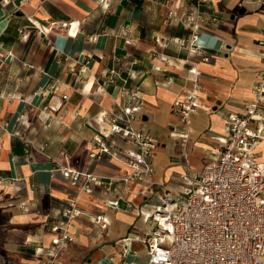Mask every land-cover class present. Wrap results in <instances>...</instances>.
I'll use <instances>...</instances> for the list:
<instances>
[{
    "label": "crops",
    "instance_id": "1",
    "mask_svg": "<svg viewBox=\"0 0 264 264\" xmlns=\"http://www.w3.org/2000/svg\"><path fill=\"white\" fill-rule=\"evenodd\" d=\"M191 8L205 20L204 57L189 53L190 31L179 19ZM71 22H77L74 36ZM263 34L264 0H0V264L44 263L51 224L77 194L87 212L71 226L73 239L59 264L107 257L115 264L147 263L149 214L163 204L164 186L182 196L218 157L229 117L244 113L253 99L264 72ZM112 68L119 71L115 84L105 80ZM192 68L202 71L205 108L193 113L184 139L174 103L189 92ZM130 85L144 100L135 126L157 140L154 170L131 186L137 194L117 187L120 207L112 208L102 187L79 191L61 168L97 175L129 170L122 160H91L88 153L100 118ZM257 155L264 161V143ZM102 211L106 227L91 219Z\"/></svg>",
    "mask_w": 264,
    "mask_h": 264
},
{
    "label": "built area",
    "instance_id": "2",
    "mask_svg": "<svg viewBox=\"0 0 264 264\" xmlns=\"http://www.w3.org/2000/svg\"><path fill=\"white\" fill-rule=\"evenodd\" d=\"M255 1L240 0L242 4ZM169 17H176V13L170 10ZM179 19L190 31L186 39L189 53L204 57L205 47L199 43L205 26L203 16L191 8ZM53 26L62 29L66 24L53 23L50 27ZM34 27L40 32L50 30L46 26ZM74 27L75 22L69 23L70 36L77 34V30L72 33ZM258 44L264 58V34L258 38ZM191 73L189 92L174 103V110L185 126L181 133L184 139L190 136L193 113L205 108L199 102L202 71L192 68ZM118 79L119 71L112 68L105 80L115 84ZM253 90L254 97L244 113L229 117L223 147L203 174L193 180L182 196H176L173 188L164 186L163 204L149 214L154 226L145 236L148 252L145 264H264V161L257 155L264 143V72ZM67 98L64 94L63 99ZM143 105V97L135 85L124 87L114 109L100 118L89 148L91 160L116 158L129 167L128 171L120 175H97L91 170L61 168L72 184L79 186V191L91 192L93 186L102 187L109 197L106 204L112 208L120 207L119 199H115L117 187L137 194L131 186L154 170L151 157L157 140L135 126L137 112L142 111ZM5 127L8 129L11 124ZM119 138L127 146L121 145ZM86 212L79 204L78 194L69 199L61 218L51 224L54 237L42 264H59L63 250L73 239L71 226ZM91 219L101 227L109 222L103 211L92 214ZM98 264L115 263L107 257ZM121 264L141 263L124 260Z\"/></svg>",
    "mask_w": 264,
    "mask_h": 264
},
{
    "label": "bare ground",
    "instance_id": "3",
    "mask_svg": "<svg viewBox=\"0 0 264 264\" xmlns=\"http://www.w3.org/2000/svg\"><path fill=\"white\" fill-rule=\"evenodd\" d=\"M77 22H75V27L72 29V33H75L76 31Z\"/></svg>",
    "mask_w": 264,
    "mask_h": 264
},
{
    "label": "water",
    "instance_id": "4",
    "mask_svg": "<svg viewBox=\"0 0 264 264\" xmlns=\"http://www.w3.org/2000/svg\"><path fill=\"white\" fill-rule=\"evenodd\" d=\"M18 14H22V12H19ZM57 103V101H56V99L53 101V104H56Z\"/></svg>",
    "mask_w": 264,
    "mask_h": 264
}]
</instances>
